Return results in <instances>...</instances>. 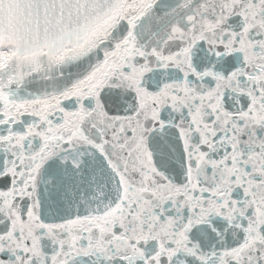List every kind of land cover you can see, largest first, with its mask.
<instances>
[{"label":"snow or ice","instance_id":"6c2138e0","mask_svg":"<svg viewBox=\"0 0 264 264\" xmlns=\"http://www.w3.org/2000/svg\"><path fill=\"white\" fill-rule=\"evenodd\" d=\"M0 264H264V0H0Z\"/></svg>","mask_w":264,"mask_h":264}]
</instances>
